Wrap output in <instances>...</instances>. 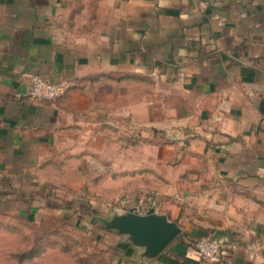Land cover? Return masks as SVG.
<instances>
[{"label":"crops","instance_id":"1","mask_svg":"<svg viewBox=\"0 0 264 264\" xmlns=\"http://www.w3.org/2000/svg\"><path fill=\"white\" fill-rule=\"evenodd\" d=\"M147 189L180 233L145 260L96 230L119 264H264V0H0V197L83 225Z\"/></svg>","mask_w":264,"mask_h":264},{"label":"rangeland","instance_id":"2","mask_svg":"<svg viewBox=\"0 0 264 264\" xmlns=\"http://www.w3.org/2000/svg\"><path fill=\"white\" fill-rule=\"evenodd\" d=\"M126 196L136 195H118L109 202L103 203L105 209L92 212L93 216L106 217L113 210L119 211L115 202ZM67 213L48 211L39 218L35 217L27 221L19 217L11 206L0 205V223L4 226L3 228L0 225V264H14L11 254L17 250L29 248L33 240L38 235L44 234L45 230L56 232L54 237L52 235L43 237L56 239L55 242L47 246L39 257L22 264H119L113 241L107 237L104 238L103 233L101 235L95 233L96 230L99 232L102 229L97 220L93 223L86 221L83 225H75L73 217L70 219ZM58 235L71 239L68 241L71 247L69 253L61 252L62 243L60 239L58 240Z\"/></svg>","mask_w":264,"mask_h":264},{"label":"water","instance_id":"3","mask_svg":"<svg viewBox=\"0 0 264 264\" xmlns=\"http://www.w3.org/2000/svg\"><path fill=\"white\" fill-rule=\"evenodd\" d=\"M98 223L107 231L120 236L123 241L139 248L140 258L148 260L158 255L179 233V226L149 208L140 214L133 209L115 211L98 217Z\"/></svg>","mask_w":264,"mask_h":264},{"label":"built area","instance_id":"4","mask_svg":"<svg viewBox=\"0 0 264 264\" xmlns=\"http://www.w3.org/2000/svg\"><path fill=\"white\" fill-rule=\"evenodd\" d=\"M29 98L35 102L53 101L60 97L68 88L65 82H51L44 80L39 74H31L29 77ZM116 208L120 210L133 209L137 213H144L149 208H156L158 193L153 189H147L136 196L119 198ZM195 250L204 258L215 256L220 248V242L212 235H202L192 242Z\"/></svg>","mask_w":264,"mask_h":264},{"label":"trees","instance_id":"5","mask_svg":"<svg viewBox=\"0 0 264 264\" xmlns=\"http://www.w3.org/2000/svg\"><path fill=\"white\" fill-rule=\"evenodd\" d=\"M0 205H3V206L6 205L5 199H3L1 197H0ZM16 212L18 213L19 217H21L27 221H30L31 219H35V217L39 218L40 216H43L45 214V213H38L37 215H34L32 213H29V212H19V211H16ZM75 214L76 213L74 211L71 212L69 215L67 213V217H69L70 219H72V217H73V219H74ZM88 214H89V212H88ZM93 222H95L94 219L92 220V223ZM0 225H2V223H0ZM3 228H4V226H3ZM51 235L53 237L56 236V232L54 230H45L44 234L38 235L33 240L32 245L29 248L20 249V250L13 252L11 254V256L14 260V264H22L24 262H29V261H32V260L36 259L37 257H39L44 252V250L47 246H50L55 242L56 239L54 240V239H50V238L49 239L43 238V237H48ZM57 238H58V240L60 239V241L62 243L61 249H60L61 252L69 253V251L71 250L70 249L71 247L68 245V241H71V239H69L68 237H62L60 235H58Z\"/></svg>","mask_w":264,"mask_h":264}]
</instances>
